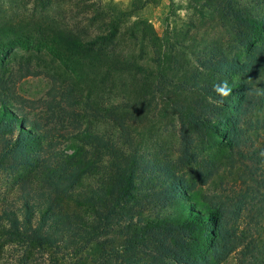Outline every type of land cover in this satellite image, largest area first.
I'll use <instances>...</instances> for the list:
<instances>
[{
    "label": "trees",
    "instance_id": "16d2710c",
    "mask_svg": "<svg viewBox=\"0 0 264 264\" xmlns=\"http://www.w3.org/2000/svg\"><path fill=\"white\" fill-rule=\"evenodd\" d=\"M20 1L0 5V34L16 37L20 46L44 39L45 46L66 53L77 50L115 74L141 68L127 50L116 49L129 17L126 11L97 5L95 20L103 17L109 34L82 37L84 29L65 22L58 9L62 0H31L29 13L9 15L8 9ZM224 2V15L232 17L231 27L241 35L244 50L235 57L213 51L205 59L203 64L225 76L191 85L211 100L208 106L175 104L185 120L177 162L131 140L129 123L119 115L132 113L122 106L107 113L121 129L122 144L87 126L69 133L75 142L61 146L55 129L29 115L35 102L12 93L8 81L0 82V174L4 168H23L16 180L18 197L0 212V264H33L34 254L47 256L49 264H220L237 250L243 261L264 264V192H254L247 182L241 202L256 203L258 217L252 231L240 234L235 224L239 212L231 215L217 195L202 192L223 160L231 168L253 163L248 177L255 181L261 171L264 186V15L238 7L234 0ZM148 27L144 23L143 31H152L153 41L156 32ZM134 28L130 32L135 39ZM224 81L233 89L227 98L214 91ZM51 95L52 104L63 100L73 106L78 100L72 90L57 88ZM128 106L132 108L130 102ZM188 125L216 147L202 164L205 171L194 178L179 173L184 164L199 162ZM10 246L22 250L16 262L3 255ZM194 248L202 256L190 253Z\"/></svg>",
    "mask_w": 264,
    "mask_h": 264
},
{
    "label": "rangeland",
    "instance_id": "374dc122",
    "mask_svg": "<svg viewBox=\"0 0 264 264\" xmlns=\"http://www.w3.org/2000/svg\"><path fill=\"white\" fill-rule=\"evenodd\" d=\"M8 1L0 0V5L6 7ZM224 1L62 0L58 9L62 11L65 22L71 27L84 29L86 34H82V37H87L90 32L109 34L110 27L106 20L102 21L103 17L95 20L94 10L97 5L112 4L126 11L129 17L121 29V40L116 49L127 50L129 57L137 59L141 68L115 74L109 68L98 65L94 58L79 54L77 50L75 53H66L48 44L45 46L44 39L20 46L16 37L4 32L0 34V82L8 81L12 93L35 102L36 108L29 115L41 118V123L47 129H55L61 146L75 142L69 133L87 126H92L95 131L113 137L122 144L124 139L121 129L107 115L110 110L117 111L116 107L122 106L125 111L132 113L119 115L124 116L129 123L131 140L155 156L168 157L177 162L185 120L175 104L208 106L211 100L191 85L197 82L204 85L205 82L218 81L225 76L215 74L203 64L205 59L213 51L221 56L235 57L241 56L244 50L241 35L231 27L232 17L228 19L224 15ZM234 1L238 7L264 15V0ZM20 2L12 4L13 7L8 9L9 15L14 13L17 16L19 12L25 14L28 9L31 10V0ZM112 6L111 9L115 10ZM107 14L110 15V12ZM138 21L143 23L140 26L133 25ZM144 23H147V27L149 23V29L150 24L154 28L157 36L153 41L152 31H143ZM132 26L137 29L135 39L130 32ZM227 78L230 80L232 76L228 75ZM57 88L60 92L72 90L78 97L77 102L73 106L63 100L60 104L50 103L53 101L51 92ZM60 100L61 95H58L56 101ZM129 102L132 108L128 106ZM187 131L199 162L188 166L182 162L184 166L179 173L194 178L205 171L202 164L212 158L216 147L189 125ZM62 134L65 136L62 137ZM225 161L218 172L202 186V192L217 195L230 208L231 215L239 212L235 222L238 234L252 231L257 223L258 206H255L256 203L243 204L241 201L244 199L247 182L256 189L254 192L257 189L264 192L261 184L263 175L258 170L255 173L256 180L251 181L248 171L255 168L253 163L238 162L231 168L224 166ZM22 169L14 172L4 168L1 171L0 212L18 197L16 180ZM241 204L242 208H239ZM199 251L194 248L190 253L194 252V256L199 257L202 256ZM20 254L22 250L12 246L3 252L6 259L12 262H16ZM242 257L241 251L237 250L220 264L251 263L252 260L245 262ZM36 263L49 264V260L47 256L34 254L33 264ZM254 264L258 262L255 260Z\"/></svg>",
    "mask_w": 264,
    "mask_h": 264
},
{
    "label": "clouds",
    "instance_id": "9594fccd",
    "mask_svg": "<svg viewBox=\"0 0 264 264\" xmlns=\"http://www.w3.org/2000/svg\"><path fill=\"white\" fill-rule=\"evenodd\" d=\"M214 91L221 98H227L233 91L232 87L229 86L227 81L214 85Z\"/></svg>",
    "mask_w": 264,
    "mask_h": 264
}]
</instances>
